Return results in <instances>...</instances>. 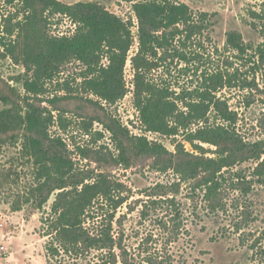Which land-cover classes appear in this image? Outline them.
Returning a JSON list of instances; mask_svg holds the SVG:
<instances>
[{
    "label": "rangeland",
    "instance_id": "1",
    "mask_svg": "<svg viewBox=\"0 0 264 264\" xmlns=\"http://www.w3.org/2000/svg\"><path fill=\"white\" fill-rule=\"evenodd\" d=\"M61 1L98 2L126 20L132 18L135 44L130 53L137 51L138 20L128 0ZM181 1L196 13H208L200 22L201 35L183 46L194 56L189 61H168L153 71L152 78L169 86L172 98L180 103L181 96L196 99L217 87V96L237 114L235 128L242 140L264 141V0ZM21 7L0 0V111L23 113L32 99L53 116L47 138L51 149L74 160V179L99 182L116 197L112 200L122 199L114 231L129 256L137 264H264V182L259 177L264 172L260 166L264 153L238 159L237 145L223 149L197 138L192 141L190 132L198 126L177 135L149 129L136 103L130 60L121 83L113 82L125 92L115 102L101 97L89 83L104 73L107 57L94 67L72 59L46 78L42 94L33 97L22 80L25 66L4 46L10 44L7 26L12 28L23 18ZM44 16L48 34L75 33L76 25L69 18L47 12ZM231 32L241 35L244 50L228 43ZM23 48L21 39L15 54L22 56ZM220 72L227 77L223 79ZM223 82L226 85L219 87ZM136 137H146L165 150L140 151ZM27 138L23 126L0 127V264H47L49 239L42 218L55 195L39 207L40 163ZM229 148L230 166L217 175L219 199L208 198L203 173L192 177L177 162L194 155L215 160L211 168L218 169Z\"/></svg>",
    "mask_w": 264,
    "mask_h": 264
},
{
    "label": "trees",
    "instance_id": "2",
    "mask_svg": "<svg viewBox=\"0 0 264 264\" xmlns=\"http://www.w3.org/2000/svg\"><path fill=\"white\" fill-rule=\"evenodd\" d=\"M3 1L22 6L23 18L12 28L7 26L10 44L4 46L14 60L25 66L22 80L33 97L42 94L46 78H52L72 59L94 67L107 57L109 64L103 68L104 73L89 83L101 97L115 102L125 92L121 90L122 86L118 89L113 82L121 83L130 60L136 103L149 129L177 135L183 129L198 126L190 132L192 141L197 138L223 149L227 145H237L238 159L243 156L259 158L264 153V141L246 143L237 133V114L217 96V87L204 90L196 99L181 96L180 103L172 98L174 91L169 86H161L152 78L153 71L168 61L192 59L193 52L183 46L201 35L203 25L200 22L206 21L207 12L196 13L181 0H128L138 20V49L131 54L135 44L133 19L126 20L98 2ZM46 12L69 18L76 25L75 33L61 37L48 34ZM21 39L24 40L22 56L15 54ZM228 43L236 49H245L241 35L236 32L229 34ZM220 73L223 79L227 77L226 72ZM220 85L223 87L226 82ZM45 113V109L31 99L23 113L11 109L0 111V127L23 126L28 133L27 145L40 163L36 186L42 197L39 207L55 195L50 211L42 218L46 225L44 236L49 239L45 246L47 264H137L135 258L129 256L128 248L119 243L114 231L116 210L123 203L122 199L112 200L116 197L111 191L107 194V188L104 190L99 182L74 179V160L51 149L47 127L53 116ZM134 143L143 152L160 154L165 150L161 144L151 145L146 137H136ZM226 150L229 155L222 157L218 169L211 168L217 164L215 160L190 154H186L191 156L188 160L181 158L177 162L179 167H187L192 177L203 173L206 196L214 200L219 199L217 175L222 168L230 166V148ZM259 175L264 182V172ZM71 186L72 190H68ZM112 202L115 204L110 207Z\"/></svg>",
    "mask_w": 264,
    "mask_h": 264
}]
</instances>
